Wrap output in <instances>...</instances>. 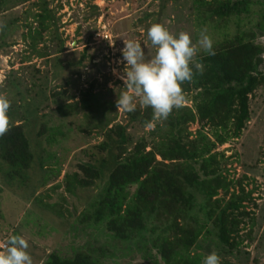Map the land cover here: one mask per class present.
Wrapping results in <instances>:
<instances>
[{
    "label": "rangeland",
    "instance_id": "rangeland-1",
    "mask_svg": "<svg viewBox=\"0 0 264 264\" xmlns=\"http://www.w3.org/2000/svg\"><path fill=\"white\" fill-rule=\"evenodd\" d=\"M253 1L251 13L242 20L212 19L196 0H31L0 16V73L5 76L0 95L10 102L6 128L23 124L35 156L30 170L14 180L4 177L12 168L0 158V245H6L11 234L22 235L33 264H43L52 253L68 259L76 252L97 264H165L159 245L167 236L168 222L147 217L144 232L121 240L107 230V219L101 223L92 219L112 166L110 151L100 155L110 164L102 182L81 188L75 176L84 177L79 169L83 163L99 167L90 153L110 139L108 129L115 124L127 125L135 141L147 136L148 129L128 124V113L117 112L115 106L124 90L119 78L123 39L140 42L146 59L155 53L147 38L153 23L165 25L173 34L188 32L193 43L204 30L213 48L237 34L254 35L264 47V31L257 27L264 0ZM46 8L54 12L56 23L35 47L29 30L38 26L34 16ZM105 27L111 35L107 40L102 39ZM61 42L63 53L57 55ZM201 54L205 52L198 50L194 61ZM48 77L51 82L41 90ZM137 107L142 108L138 101ZM197 127L192 125L191 131ZM217 151L225 155L223 174L230 180L244 178L251 197L240 210L249 215L243 218L237 248L229 251L207 216L206 198L191 190L195 208L188 223L203 230L193 255L200 264L212 251L220 264H264V86L251 99V121L241 138Z\"/></svg>",
    "mask_w": 264,
    "mask_h": 264
},
{
    "label": "trees",
    "instance_id": "trees-1",
    "mask_svg": "<svg viewBox=\"0 0 264 264\" xmlns=\"http://www.w3.org/2000/svg\"><path fill=\"white\" fill-rule=\"evenodd\" d=\"M30 1L0 0V16ZM196 2L201 12L212 19L242 20L251 13L250 7L255 1ZM34 19L38 26L30 27L28 37L36 47L44 41L43 34L56 19L54 12L47 8ZM257 27L264 31V12ZM255 40L254 35L237 34L213 48L214 55H197L194 62L200 63L201 69L193 68L192 81L182 85L186 102L173 109L166 119L153 121L152 128L145 127L152 119L151 108L137 107L128 113V124L148 129L146 137L135 141L123 124L108 129L111 140L108 138L95 146L97 151L90 153L100 168L83 163L79 169L84 177L75 176L81 188L103 181L106 177L103 170L110 164L100 155L110 151L112 166L92 215L96 223L107 219V230L116 238L133 240L146 230L147 217L166 221L169 223L164 230L167 236L160 239L159 245L165 264H200V258L193 252L203 230L188 223V215L195 208L191 190H195L206 198L207 216L218 229L220 244L229 251L237 248L243 218L249 215L240 209H245L244 203L250 200L251 193L245 192L244 178L230 180L223 174L225 155L217 150L241 138L251 121V99L264 86V47ZM63 44L60 43L55 54L63 53ZM50 82L48 77L41 90ZM26 102L30 104L31 100ZM189 103L191 106L186 105ZM57 110L62 112L63 108L60 106ZM29 111L30 108L28 117ZM192 125L198 126L196 131H191ZM0 158L12 168L4 176L6 179L22 177L24 171L30 170L35 156L23 124L8 127L0 134ZM43 264L97 263L89 255L76 252L68 259L52 253Z\"/></svg>",
    "mask_w": 264,
    "mask_h": 264
},
{
    "label": "clouds",
    "instance_id": "clouds-1",
    "mask_svg": "<svg viewBox=\"0 0 264 264\" xmlns=\"http://www.w3.org/2000/svg\"><path fill=\"white\" fill-rule=\"evenodd\" d=\"M147 38L155 48L154 55L147 59L140 42L123 39L121 61L124 68L119 78L124 90L117 95L115 106L117 112L126 113L136 110L137 101L141 107L151 108L152 119L145 124L150 129L153 121L166 119L173 109L186 102L182 85L192 81L193 68L200 70L202 67L193 59L198 50L207 55H214V51L204 30L193 43L188 32L173 34L165 25L153 23L147 29ZM113 73L116 74L115 69ZM9 107L8 98L0 95V134L6 131ZM28 247L22 235H9L6 246L0 250V264H33ZM202 264H220V258L212 251L202 258Z\"/></svg>",
    "mask_w": 264,
    "mask_h": 264
},
{
    "label": "built area",
    "instance_id": "built-area-1",
    "mask_svg": "<svg viewBox=\"0 0 264 264\" xmlns=\"http://www.w3.org/2000/svg\"><path fill=\"white\" fill-rule=\"evenodd\" d=\"M105 29H106V27L105 28H103V30L105 31ZM104 37L102 38V39H105V40H107V39H110L111 38V35L110 34H108L106 31L104 32ZM110 35V36H109ZM9 68V67H8ZM10 69V68H9ZM4 79H5V76H4V71H2V73H0V85L2 84V82L4 81ZM6 245L5 244H1L0 245V250H3V248L5 247Z\"/></svg>",
    "mask_w": 264,
    "mask_h": 264
}]
</instances>
